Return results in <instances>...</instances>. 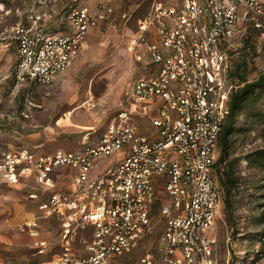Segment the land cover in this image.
<instances>
[{
  "label": "built area",
  "instance_id": "built-area-1",
  "mask_svg": "<svg viewBox=\"0 0 264 264\" xmlns=\"http://www.w3.org/2000/svg\"><path fill=\"white\" fill-rule=\"evenodd\" d=\"M20 1L0 0V53L15 51L19 86L54 83L81 53L89 33L117 13L118 2L78 6L71 0L68 28L54 31L46 25V10L35 8L36 0L27 11ZM39 2L47 9L52 0ZM11 14L16 20L5 22ZM119 16L129 20L132 13ZM241 20L264 36V0H181L179 5L155 0L137 19L128 47L135 61L154 69L132 82L97 143L51 153L25 147L0 153L4 182L32 188L28 198L38 204L39 218L60 225L61 247L54 251L40 225L25 220L21 230L36 238L33 255L52 252L51 258L1 264H118L152 236L158 204V253L130 264H217L212 228L220 190L213 165L236 87L225 43L242 32ZM147 109L153 111L148 113L152 127L143 131L136 119Z\"/></svg>",
  "mask_w": 264,
  "mask_h": 264
},
{
  "label": "rangeland",
  "instance_id": "rangeland-1",
  "mask_svg": "<svg viewBox=\"0 0 264 264\" xmlns=\"http://www.w3.org/2000/svg\"><path fill=\"white\" fill-rule=\"evenodd\" d=\"M99 1L78 0L76 5L95 6ZM154 1L118 0L117 13L89 33L81 53L50 85H17L15 51L1 52L0 153L17 147L51 153L77 150L86 143H97L114 118L117 102L126 97L132 82L139 76L150 75L154 69L135 61L128 48L137 29V19L149 12ZM160 1L175 5L181 3V0ZM36 2L37 10H46V24L51 26V30L68 28L67 7L71 0H52L47 9L39 0ZM20 5L27 11L33 0H22ZM240 9V14H243L245 7L242 5ZM121 11H129L132 17L129 20L121 18ZM15 20L11 14L5 22ZM241 21L244 26L242 32L225 43L229 49V61L235 66L232 79L229 76L234 85L240 82L237 73L242 71L243 64L248 80L256 79L264 72V36H260L251 23ZM149 112L147 109L137 115L138 120L135 118L143 131L152 127ZM263 127L264 97L254 107L242 111L235 120L229 157L239 159L237 171L246 185L232 193L231 215L225 209L224 194L220 189V202L212 228L217 264H264V244L261 242L264 226L256 222L264 198L254 196L259 192L254 191L253 186L261 183L263 176L250 163V154L264 146L261 137ZM219 155L220 145L217 143L216 159ZM113 158L102 159L99 167ZM213 176L218 182L215 167ZM29 180L35 190L36 184ZM31 191L32 188L4 182L0 175V264L2 261L36 263L51 258L52 252L42 257L33 255L36 238L21 230L25 220L34 219L40 225L41 236L54 245V251L61 249L59 223L53 218H39L38 204L28 198ZM158 205L152 211L156 223L152 236L132 253L120 257L118 264H130L143 254L153 256L158 253L157 242L162 227ZM23 217L27 218L22 220Z\"/></svg>",
  "mask_w": 264,
  "mask_h": 264
},
{
  "label": "trees",
  "instance_id": "trees-1",
  "mask_svg": "<svg viewBox=\"0 0 264 264\" xmlns=\"http://www.w3.org/2000/svg\"><path fill=\"white\" fill-rule=\"evenodd\" d=\"M68 8V7H67ZM54 21V20H53ZM49 26L48 24H46ZM51 28V26H49ZM233 62L229 67V76L232 79V75L235 73L233 70ZM240 82L236 84V87L232 90L229 101V114L223 124L220 132L218 143L220 145V155L216 159L214 167L217 169L218 175V187L224 194L225 209L228 211V215L232 214V193L239 189L241 186H245L246 182L240 176L237 171V157L230 156L231 136L234 133V124L238 115L247 108H252L257 105L264 97V72H262L256 79L248 80L246 78L245 64H243L242 71L237 73ZM261 137L264 142V127L261 131ZM250 163L253 164L255 170L262 174L263 179L258 185H253L254 196H263L264 198V146L253 151L250 154ZM256 222L264 226V202L261 203L260 213L256 218ZM264 235V230L261 233ZM264 244V239L261 241ZM246 257V256H245Z\"/></svg>",
  "mask_w": 264,
  "mask_h": 264
},
{
  "label": "crops",
  "instance_id": "crops-1",
  "mask_svg": "<svg viewBox=\"0 0 264 264\" xmlns=\"http://www.w3.org/2000/svg\"><path fill=\"white\" fill-rule=\"evenodd\" d=\"M25 218H27V217H23L22 220L25 219Z\"/></svg>",
  "mask_w": 264,
  "mask_h": 264
}]
</instances>
